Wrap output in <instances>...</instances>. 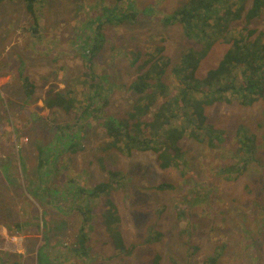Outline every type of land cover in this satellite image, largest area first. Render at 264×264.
Wrapping results in <instances>:
<instances>
[{
    "label": "rangeland",
    "instance_id": "374dc122",
    "mask_svg": "<svg viewBox=\"0 0 264 264\" xmlns=\"http://www.w3.org/2000/svg\"><path fill=\"white\" fill-rule=\"evenodd\" d=\"M186 1L133 0L137 14L130 17H123L121 9L125 8L121 6L112 21H103V42L114 40V43H105L97 50L94 70L86 68L82 57L74 53L87 35L97 36V22L90 23L89 18L97 21L103 8L115 4L114 0H38L32 5L39 18L40 37L30 30L35 17L22 0L0 3V208L7 213L6 217L0 216V221L10 222L8 227L0 223V237L15 246L11 250L0 239V249H5L8 257L0 264H12L15 260L34 264V251H30L33 261L17 255L28 253L23 247L25 239H38L39 245L41 234L29 232L31 226L40 232L49 231V246L54 249L51 262L56 264H264V96L244 108L234 99L204 109L203 123L215 128L233 132L239 122L251 127L256 158L262 166L254 164L236 180L226 181L215 174L228 163L225 158L228 149L210 151L207 139L200 141L191 137L189 131L171 149L182 152L178 165L161 167L157 152L133 149L128 153L123 142L111 145L112 138L104 128V122L112 119L129 128L136 125L137 119L151 121L154 113L164 110V97L159 95L148 104L144 114L137 113V107L150 101L156 87L147 85L141 95L130 88V83L148 69L153 82L157 68L150 66L160 64L154 59L149 66L137 69L140 60H133L129 52L146 51L155 55V42L161 41L165 47L163 53L170 57L165 68L169 72L180 44L192 42L185 38L179 25L166 24L161 17ZM251 2L247 3V9ZM244 14L242 9L227 22L229 30L223 31L211 53L199 62L193 73L195 78L200 79L218 64L233 37L242 30L246 34ZM256 21L264 29L261 17ZM260 43L264 45V40ZM124 47L129 52L122 50ZM20 69L34 83L29 97L31 105L22 102ZM87 71L103 85L100 100L96 99L93 105L97 107L96 114H84L82 109L69 108L61 102L70 96L77 106L84 103L93 86L91 76L82 75ZM233 73L240 75L241 69ZM73 77H79V81ZM168 80L170 88L177 84L175 78ZM49 97L51 108L44 100ZM11 103L18 104L14 112L8 106ZM37 115H41L45 124L38 135L33 127L18 130L16 121L32 117L36 122ZM78 115L84 117L77 119ZM55 122L59 125L76 122L77 128L69 133L58 129ZM84 122L89 124L83 129L79 125ZM71 137H76L74 152H63L64 145L73 143ZM123 140L126 141L125 137ZM46 145L54 149L62 145V152H44ZM26 146L29 151L24 150ZM10 162L15 163L14 170H2ZM110 171L117 172L114 181L121 183L109 194L117 219L111 223L104 216L105 196L91 199L87 207L92 209L85 210L89 219L85 220L84 216L81 219L77 209L85 197L81 192L78 194L79 189L87 194L94 184L110 181ZM197 178L204 182L213 179L215 185L212 193L207 189L210 200L201 205L193 200L191 192L192 182ZM165 183L171 187L157 188ZM9 189L12 193L8 194ZM109 205L113 204L109 202ZM182 207L188 208L186 214ZM27 221V233L14 229L16 224ZM81 223L89 225L88 255L84 257L75 255L69 248L77 239ZM107 224H112L115 230L111 232ZM153 231L158 233L155 237ZM118 235L121 245L114 239ZM149 236L153 240L146 242Z\"/></svg>",
    "mask_w": 264,
    "mask_h": 264
},
{
    "label": "trees",
    "instance_id": "16d2710c",
    "mask_svg": "<svg viewBox=\"0 0 264 264\" xmlns=\"http://www.w3.org/2000/svg\"><path fill=\"white\" fill-rule=\"evenodd\" d=\"M1 1L3 0H0V2ZM23 1L28 7L29 12L34 14L35 17L30 30L34 36L36 35L37 37H40L39 18L35 6L32 5L38 0ZM114 1L115 4L113 5V10L120 8L121 6L125 8L121 9V14H124L123 17H130L133 14H137L133 0ZM249 1L250 0H187L174 11L163 15L161 19L166 24L171 26L179 25L185 38L192 42L187 45L180 44L178 47L180 48L179 54L169 72H165V68L170 57L163 53L165 47L161 41L155 42V49L157 51V54L155 55L146 53V51H136L133 53V51L130 50L129 52L125 47L122 49L128 51L133 60H140L137 69L149 66L150 62L154 59H157L161 65L156 66V64H153L150 66L151 68H157V77L153 82H150L151 78L149 76H151V74L148 69L137 75L130 83V88L134 89L141 95L146 92L145 88L148 87L147 85H155L156 87V91H154L150 99H148L150 101L137 107V113L144 114L145 111L148 110V104L155 101L159 95L164 97V110H158L154 113L151 121L137 119L136 125H131L129 128L123 122H118L113 119L104 122V128L112 138L111 145H114V143L117 142H123V146L127 149L128 153L133 149L141 151L152 150L158 153L157 158L161 167L170 164L178 165V160L183 157L182 152L179 149L171 152V149L173 147L176 148V141L189 131L191 137L200 141H205L207 139L206 144L210 151L213 149H228L225 151V158L228 163L224 164L215 172L217 178H222L226 181L236 180L244 172L252 169L254 164H256V166L259 165V167L262 166L258 163L256 158L254 135L251 132L250 125L246 122L236 123L234 125L235 130L232 132L221 127L215 128L210 123L207 122V124H205L202 121V119L205 120V118H203V112L206 106L210 107L214 103L220 101L231 102L236 99L244 108L252 106L256 100L264 96V45L260 43L264 40V29L259 27L256 21L259 17L264 21V0H252L250 7L247 9V3ZM233 5L237 7L232 8ZM236 8L237 12L245 9L243 19L247 23L244 27L246 34H244L242 30L237 36L233 37L231 40V46L225 51L218 64L214 67H210L202 78H195L193 73L199 62L206 55L211 53L216 46V42L220 40L221 34L224 33L223 31L229 30L227 22L233 17V15H237V12L234 11ZM109 21H112L111 17L109 18ZM89 22H97V36L87 35L83 45H78V51L75 52L74 55L82 57V60L87 66L86 68H92V70H94L97 50L99 51L105 43L113 45L114 40L103 42L104 36L101 33L103 21H101V19L97 18V21L89 19ZM136 48L138 47L136 46ZM128 52L124 53L130 58ZM238 69H241L240 75L239 73H233V70L237 71ZM22 71L23 69H20L19 71L21 84L24 88L22 102L27 104L30 103L31 105L33 102H30L29 97L34 91V83L30 80L31 78ZM82 75H90V83L93 85L92 90H88V93L86 94L87 98L84 100V103L81 106H77L70 96L67 97L66 100L65 98L61 99V102L66 107L72 108L73 106L79 110L82 109L84 114H96L97 107L94 108L93 105H95L96 99L100 100L99 93L103 85L100 83L101 80L92 76L91 71L83 72ZM169 77L175 78L177 81V84L171 88V83H169L168 80ZM71 79L76 80V82L79 81V77H73ZM50 90L51 89L47 91L46 96L49 94ZM44 100L45 104L51 108L52 98L49 97ZM100 104L103 106L106 105L103 101H100ZM8 106L11 107L14 112L16 109L15 107L18 106V104L11 103ZM1 109L6 112L4 106H2ZM40 116L37 115L38 119L36 122L32 117H27L23 121H16L15 125L18 130L22 131L29 127H33L35 133L38 135V130L43 129L45 125L43 124V118ZM80 117L84 116L78 115L77 119ZM39 124L42 126H39ZM55 124H57L58 127L60 123L55 122L54 125ZM86 124H89V122H84L83 124H80L79 127L84 129ZM176 124L180 125V128L176 129ZM76 128V122L59 125L58 127V129H64V131L69 133L74 132ZM141 134H144V136H140ZM123 137H125L126 141L123 140ZM71 140H73V143L69 146L64 145L65 149L63 152H74L73 149L76 147V137H71ZM39 147L40 145L37 147L38 150ZM62 148V145H56L55 149L50 145H46L43 151L50 152L55 150L59 154L62 152ZM43 151L40 153H44ZM229 152H231V154L227 157ZM36 154L38 155V152ZM109 174L110 181L100 182L92 189L87 190V194L90 197L85 193V190L79 189L78 194L81 192L85 197V200L81 201V204L83 205H80L77 209V213L79 214L80 212L82 215L81 219L83 216L85 220L89 219L85 210L90 211L92 206L91 208H88V204L92 202L91 199H93V201L98 200V197L101 196H105L103 201L105 205V209H103L104 216L107 217L111 223H113V220L115 222L117 219L116 209L114 203L109 199V194L112 189L119 188L121 183L119 180L114 181V177L117 175L116 171H110ZM195 180L196 181L192 182L193 186L191 189V192L194 194L193 200L200 205L202 203L205 204L210 200L207 197V189H210V193L214 191V187H212L215 186L212 185L213 179L208 182H204L200 178ZM168 186L171 187V184H159L157 188L162 189L163 187ZM70 193L71 192H68V195H70ZM109 202L113 205L110 206ZM205 207L207 208V204ZM27 223L28 221L26 224L24 222L16 224L14 229H16V231L27 233L28 229L25 227L27 226ZM106 226L111 232L115 230V227L112 224H107ZM88 228L89 225L83 226L81 223V228L78 229L76 236L77 239L74 245L69 246L70 250L79 257L88 255L86 246ZM29 232L41 234L39 245L37 247L36 243L38 242V239H25L23 247L28 253H24L25 255L17 253L18 257L21 259L26 256L25 258L33 261L30 251H34V264H56L51 262V258L54 256V249H51L49 246V231L40 232L37 228L31 226ZM11 233L9 232V234ZM151 234L154 236L158 233L153 231ZM45 236L46 239L44 240ZM0 239L10 246L8 248L15 250L12 243L9 241L7 242L2 236ZM114 239L115 242H119V245H121L119 235ZM147 241H152V238L149 236ZM6 253L7 251L5 249H0V261L5 262V260L8 259ZM208 260L213 261V259L210 258H207V261ZM57 261L60 260L57 259ZM12 264H20V261L15 260ZM211 264H213V262H211Z\"/></svg>",
    "mask_w": 264,
    "mask_h": 264
},
{
    "label": "clouds",
    "instance_id": "9594fccd",
    "mask_svg": "<svg viewBox=\"0 0 264 264\" xmlns=\"http://www.w3.org/2000/svg\"><path fill=\"white\" fill-rule=\"evenodd\" d=\"M4 1H6V0H3V1H1V2H4ZM7 1H11V0H7ZM23 1V0H22ZM0 2V3H1ZM24 2V1H23ZM113 3H112V5L111 6H107V7H104L103 8V11H102V14L101 15H99L98 16V19H101V21H107V22H110L109 21V18L111 17L112 18V16H113V14H115L116 12H118V11H120L119 9L120 8H117L116 10H113ZM111 11V12H110ZM89 19H91V17L89 18ZM106 22V23H107ZM19 143H21V139H19ZM22 144V143H21ZM1 169V168H0ZM110 176V175H109ZM109 181V180H108ZM107 181V182H108ZM100 183V182H99ZM96 184H98V183H96ZM96 184H94L93 186H91V189L96 185ZM184 212H185V214L187 213V211H188V208H186V207H182L181 208ZM156 236V235H155ZM154 236V237H155ZM153 237V238H154ZM153 240V239H152ZM146 242H149V241H146ZM151 242V241H150Z\"/></svg>",
    "mask_w": 264,
    "mask_h": 264
},
{
    "label": "crops",
    "instance_id": "0c3cea01",
    "mask_svg": "<svg viewBox=\"0 0 264 264\" xmlns=\"http://www.w3.org/2000/svg\"><path fill=\"white\" fill-rule=\"evenodd\" d=\"M0 79H2V78L0 77ZM3 122H7L8 124H10V121H3ZM22 144H23V143H22ZM23 145H25V144H23ZM9 150H10V149H9ZM24 150L29 151V148L26 146V147L24 148ZM33 154H34V152H33ZM27 155L30 156L28 153H27ZM14 166H15V163H14V162H10V163H7L6 166H5V169H2V170H5V171L8 172V169H11V170L13 171V170H14ZM0 168H1V167H0ZM2 170H1V174H2ZM12 175H15V174H11V176H12ZM9 193H12L10 189L8 190V194H9ZM0 216H1V217H6V216H7L6 211L3 210V209H1V208H0ZM3 220H4V221H0V223H2L3 225L6 224V225H4V226L8 227V225L10 224V222L7 221L6 219H3ZM14 248H15V246H14Z\"/></svg>",
    "mask_w": 264,
    "mask_h": 264
},
{
    "label": "bare ground",
    "instance_id": "6f19581e",
    "mask_svg": "<svg viewBox=\"0 0 264 264\" xmlns=\"http://www.w3.org/2000/svg\"><path fill=\"white\" fill-rule=\"evenodd\" d=\"M202 78V77H201Z\"/></svg>",
    "mask_w": 264,
    "mask_h": 264
}]
</instances>
